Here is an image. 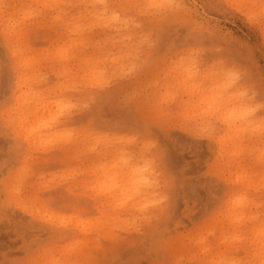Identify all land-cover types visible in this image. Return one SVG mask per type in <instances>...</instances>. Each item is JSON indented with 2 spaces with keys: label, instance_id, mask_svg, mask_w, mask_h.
<instances>
[{
  "label": "snow or ice",
  "instance_id": "obj_1",
  "mask_svg": "<svg viewBox=\"0 0 264 264\" xmlns=\"http://www.w3.org/2000/svg\"><path fill=\"white\" fill-rule=\"evenodd\" d=\"M0 139V264H264V0H0Z\"/></svg>",
  "mask_w": 264,
  "mask_h": 264
},
{
  "label": "rangeland",
  "instance_id": "obj_2",
  "mask_svg": "<svg viewBox=\"0 0 264 264\" xmlns=\"http://www.w3.org/2000/svg\"><path fill=\"white\" fill-rule=\"evenodd\" d=\"M12 2L16 3H25L30 2V0H12ZM191 3H208L209 0H189ZM223 2L227 3L228 0H223ZM208 16L211 20H213L216 24H219L222 28L225 29L226 33L232 34L237 40L241 42H251L258 44L259 38L257 35L252 32L248 26L244 23L243 20L238 18H229L222 12L215 11V10H208ZM237 55L244 59L245 53L242 50H237ZM185 142L187 143V151H181L178 156V159L181 157L183 158L184 162H188L189 160L195 162L199 154L202 153V148L198 145L194 139L185 138ZM5 141L0 139V171L3 170V164L6 159L5 154ZM241 162L244 163L242 160L238 161L237 164ZM198 166V165H197ZM190 175L188 177L189 181H194L198 179V176L195 172L194 168L189 169ZM195 184L193 185V196L191 198V202L189 204H185V202L181 201L179 205V212L183 214L184 207H189L192 216L196 218H201L204 213V206L203 204L197 199L199 195L198 192L195 191ZM192 221L189 218H185L184 220L178 222L177 224L173 225L174 228L178 229V231L183 234L185 228L189 231L191 230ZM22 243V239L20 233L16 230L14 225L4 226L3 222L0 221V258H3V254L6 252L9 256L14 255L17 250L20 248Z\"/></svg>",
  "mask_w": 264,
  "mask_h": 264
},
{
  "label": "bare ground",
  "instance_id": "obj_3",
  "mask_svg": "<svg viewBox=\"0 0 264 264\" xmlns=\"http://www.w3.org/2000/svg\"><path fill=\"white\" fill-rule=\"evenodd\" d=\"M237 166H238V167H242L243 164H242L241 162H239V163L237 164Z\"/></svg>",
  "mask_w": 264,
  "mask_h": 264
}]
</instances>
